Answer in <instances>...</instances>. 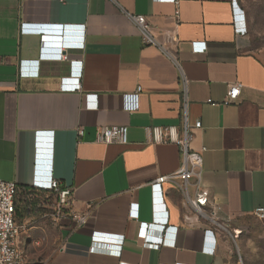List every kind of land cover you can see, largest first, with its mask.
I'll return each mask as SVG.
<instances>
[{
    "label": "crops",
    "instance_id": "crops-1",
    "mask_svg": "<svg viewBox=\"0 0 264 264\" xmlns=\"http://www.w3.org/2000/svg\"><path fill=\"white\" fill-rule=\"evenodd\" d=\"M134 15L157 44L143 42ZM235 28L233 0H0V179L19 186L26 264H225L224 221L264 211V52ZM68 76H80V90L61 89ZM237 83V101L224 104ZM109 125L128 126V142H98ZM156 125L187 127L190 149H205L209 204L155 183L183 164L176 144L151 140L145 128ZM36 168L72 189L61 216L26 202L54 195L32 186ZM96 232L120 240L94 242ZM148 235L167 243L149 246Z\"/></svg>",
    "mask_w": 264,
    "mask_h": 264
},
{
    "label": "built area",
    "instance_id": "built-area-1",
    "mask_svg": "<svg viewBox=\"0 0 264 264\" xmlns=\"http://www.w3.org/2000/svg\"><path fill=\"white\" fill-rule=\"evenodd\" d=\"M170 1L176 3L178 2V0ZM233 2L236 33L240 36H245L248 33L246 13L243 9L237 6L236 0H233ZM132 19L141 29L143 42L146 44H157L149 32V25L146 17L144 15H134L132 16ZM61 32V37L63 38L64 28H62ZM63 44V40L58 42L60 49ZM73 64L75 66L78 65V61H75ZM81 70L82 67H80V71L75 74L79 73L80 75L82 72ZM38 73V70L36 72H23L22 76L31 77V75H38ZM79 81L80 76L63 77L61 89L67 91L80 90L81 84ZM184 83L186 84L187 81L184 80ZM241 86L242 85L240 83L230 86L228 95L224 100V104L228 105L237 101ZM139 90L140 87L138 88V91ZM209 102H211V99ZM201 126V121L195 122V127L200 128ZM145 130L148 135L151 136V140L155 143L169 142L176 144L183 156V164L176 173L172 175L160 176L156 179L155 183L163 184L169 180L175 182L179 189L189 198L191 204L195 208L200 209L201 206L209 204L211 202L209 191L201 186L203 150L205 149L203 148L200 151L190 149V141L193 139V133L190 132L187 127L181 132L175 125L147 126ZM78 133L80 136H83L84 129L79 127ZM96 140L104 144H111L115 142L126 144L128 142V126L109 125L100 127L97 130ZM39 155L40 154H38V156ZM37 161L39 160L37 159ZM45 173H48V175L40 179L39 172L36 168V174L34 176L32 186L38 190L50 191L55 195L57 203V216H61L66 213L65 209L70 204L72 189L68 186H62L60 181L51 175L50 170ZM194 178L196 179V194L194 198H190L189 184ZM18 194L19 186L15 182L0 179V264H26L25 253L20 247V239L22 234L26 231V225L18 222L16 219V200ZM217 209H220V207ZM260 216L264 217V211L260 213ZM86 217L87 214H72V218L74 219L76 226L82 225L85 222ZM166 225L167 223L162 225L163 232ZM175 230L176 234L177 228ZM119 238L120 235H108L106 233L99 232H96L93 235V241L100 243H118L120 240ZM146 240V243L149 246L156 248L167 243L164 240V237H153L151 235H148ZM172 244H175V241H173Z\"/></svg>",
    "mask_w": 264,
    "mask_h": 264
},
{
    "label": "rangeland",
    "instance_id": "rangeland-1",
    "mask_svg": "<svg viewBox=\"0 0 264 264\" xmlns=\"http://www.w3.org/2000/svg\"><path fill=\"white\" fill-rule=\"evenodd\" d=\"M248 19L247 47L264 52V0H238ZM31 211L57 216L56 198L52 194H26ZM224 235L232 241L233 253L225 264H264V219L250 216L227 219L223 223Z\"/></svg>",
    "mask_w": 264,
    "mask_h": 264
},
{
    "label": "clouds",
    "instance_id": "clouds-1",
    "mask_svg": "<svg viewBox=\"0 0 264 264\" xmlns=\"http://www.w3.org/2000/svg\"><path fill=\"white\" fill-rule=\"evenodd\" d=\"M216 247H217V243H216V240L214 238L211 247H209V248L206 247L205 249L208 253L213 254L215 252Z\"/></svg>",
    "mask_w": 264,
    "mask_h": 264
},
{
    "label": "trees",
    "instance_id": "trees-1",
    "mask_svg": "<svg viewBox=\"0 0 264 264\" xmlns=\"http://www.w3.org/2000/svg\"><path fill=\"white\" fill-rule=\"evenodd\" d=\"M24 189H28V187H23ZM19 192H20V190H19ZM24 196H26V194L24 195Z\"/></svg>",
    "mask_w": 264,
    "mask_h": 264
}]
</instances>
